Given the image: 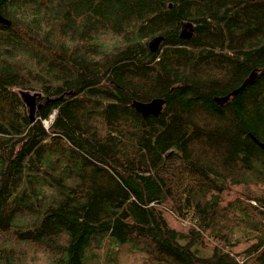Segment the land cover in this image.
I'll use <instances>...</instances> for the list:
<instances>
[{"label":"trees","instance_id":"trees-1","mask_svg":"<svg viewBox=\"0 0 264 264\" xmlns=\"http://www.w3.org/2000/svg\"><path fill=\"white\" fill-rule=\"evenodd\" d=\"M0 15V264H264V0H0ZM158 98V117L132 107Z\"/></svg>","mask_w":264,"mask_h":264},{"label":"water","instance_id":"water-1","mask_svg":"<svg viewBox=\"0 0 264 264\" xmlns=\"http://www.w3.org/2000/svg\"><path fill=\"white\" fill-rule=\"evenodd\" d=\"M0 22L8 24L0 15ZM193 35L191 31V26L188 24L181 33L182 39H190ZM163 40V38H159L154 41L151 45L152 51L155 52L159 48V43ZM25 104L28 106L31 114L32 121H34V112H35V103H36V95H32L30 93L22 94ZM165 105V100L158 98L154 99L148 103L134 102L133 108L140 113L144 118L148 116L158 117L163 110ZM260 147L264 150V144L259 143Z\"/></svg>","mask_w":264,"mask_h":264},{"label":"rangeland","instance_id":"rangeland-1","mask_svg":"<svg viewBox=\"0 0 264 264\" xmlns=\"http://www.w3.org/2000/svg\"><path fill=\"white\" fill-rule=\"evenodd\" d=\"M45 125L48 126L49 122L45 121ZM257 191V189H254ZM261 191H264V187L260 189ZM244 190L242 187H233L230 191L224 192L221 196L223 204H226L227 202L241 197ZM168 205L164 204L160 207L162 210L163 216L166 219L169 227L176 229V230H182L183 226L181 225L180 221L177 220V218L174 216V214L171 213L170 210L167 209ZM169 208V207H168ZM250 244H242L234 249V252L239 253L244 251L248 248ZM195 249H197V252L201 256H208L211 255L214 252L215 244L211 243L207 240L206 237L201 238V242L199 241L195 246Z\"/></svg>","mask_w":264,"mask_h":264},{"label":"bare ground","instance_id":"bare-ground-1","mask_svg":"<svg viewBox=\"0 0 264 264\" xmlns=\"http://www.w3.org/2000/svg\"><path fill=\"white\" fill-rule=\"evenodd\" d=\"M135 102H137V101H135ZM151 102V101H150ZM141 103H148V102H141ZM28 107V106H27ZM132 107H133V104H132Z\"/></svg>","mask_w":264,"mask_h":264}]
</instances>
